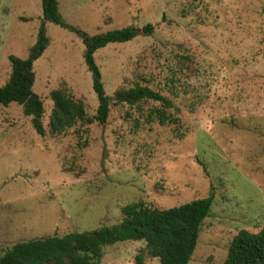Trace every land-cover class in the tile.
Wrapping results in <instances>:
<instances>
[{
	"label": "rangeland",
	"instance_id": "374dc122",
	"mask_svg": "<svg viewBox=\"0 0 264 264\" xmlns=\"http://www.w3.org/2000/svg\"><path fill=\"white\" fill-rule=\"evenodd\" d=\"M64 19L94 35L151 23L95 52L106 93L149 85L178 120L148 114L160 102L111 104L106 123L50 132L51 91L65 87L90 116L99 100L75 32L47 22L50 43L34 63L45 105L40 135L22 105H0V251L32 238L121 220L142 200L167 208L215 195L189 264H223L233 237L264 228V0H60ZM42 0H0V86L11 54L27 57ZM144 240L105 247L101 264H161Z\"/></svg>",
	"mask_w": 264,
	"mask_h": 264
},
{
	"label": "trees",
	"instance_id": "16d2710c",
	"mask_svg": "<svg viewBox=\"0 0 264 264\" xmlns=\"http://www.w3.org/2000/svg\"><path fill=\"white\" fill-rule=\"evenodd\" d=\"M47 22L65 27L81 37L85 45L84 60L92 74L93 89L99 100L96 114L90 116L85 103L76 99L67 88L52 90L51 133H63L80 122L106 123L112 102L133 106L157 101L164 108H153L149 118L162 124L177 122L178 119L166 110L174 106L173 100L149 85L121 87L113 96L108 95L101 68L95 60L98 49L109 43L133 40L142 32L151 33L153 25L149 23L143 28L128 25L90 35L64 19L59 0H42V21L28 56H9L11 73L0 86V105L7 106L12 102L22 105L36 131L42 136L46 134L44 101L34 90V63L50 43ZM214 199V193L210 192L205 197L167 208L152 207L142 200L134 201L123 206L121 220L113 224L18 241L0 251V264H101L106 246L128 240L145 241L140 261L142 257H153L158 258L161 264H189ZM223 264H264V228L257 232L241 229L233 237Z\"/></svg>",
	"mask_w": 264,
	"mask_h": 264
},
{
	"label": "crops",
	"instance_id": "0c3cea01",
	"mask_svg": "<svg viewBox=\"0 0 264 264\" xmlns=\"http://www.w3.org/2000/svg\"><path fill=\"white\" fill-rule=\"evenodd\" d=\"M59 3H60V0H59Z\"/></svg>",
	"mask_w": 264,
	"mask_h": 264
}]
</instances>
